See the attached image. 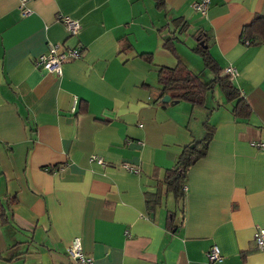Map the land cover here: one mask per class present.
Returning <instances> with one entry per match:
<instances>
[{
	"label": "crops",
	"instance_id": "crops-1",
	"mask_svg": "<svg viewBox=\"0 0 264 264\" xmlns=\"http://www.w3.org/2000/svg\"><path fill=\"white\" fill-rule=\"evenodd\" d=\"M159 1L29 0L23 15L19 0H0V264H76V238L91 264H264V151L253 145L264 141V0H209L205 14L197 0ZM61 16L79 22L75 35ZM196 32L221 71L235 68L251 113L207 92L213 136L178 199L166 172L205 116L155 100L158 70L177 63L171 39L190 71L213 78ZM56 44L81 49L60 73L35 64ZM212 245L220 261L207 259Z\"/></svg>",
	"mask_w": 264,
	"mask_h": 264
},
{
	"label": "trees",
	"instance_id": "trees-1",
	"mask_svg": "<svg viewBox=\"0 0 264 264\" xmlns=\"http://www.w3.org/2000/svg\"><path fill=\"white\" fill-rule=\"evenodd\" d=\"M157 2V5H159L160 1L157 0ZM194 37L196 38V45L192 51L201 57L204 67L211 71L214 77L207 82L201 81L198 75L190 71L181 62L178 58L174 42L171 39H167L164 47L175 56L177 63L174 67L160 66L158 70L159 87L155 98V100L161 101L162 105L168 103L162 102L161 99L164 95H169L171 101H189L192 105L191 116L196 111L205 116L202 123L204 127L202 136L194 141L192 147L190 145L184 147L176 164L166 172L165 183L177 195L178 199L183 194V184L188 169L195 161L205 155L208 144L213 136L211 124H208V120L206 119L208 114L213 110L205 104L207 92L212 91L215 86H218L224 94L227 103L236 100L235 105L232 107V112L235 116L245 118L251 113L248 102L243 97H239V91L233 84L231 76L221 71L219 65L210 54L207 38L204 37L202 32H196ZM0 213L2 217L5 216V208L3 206H0ZM170 213L174 216L173 212ZM171 218H168V225L171 224Z\"/></svg>",
	"mask_w": 264,
	"mask_h": 264
},
{
	"label": "built area",
	"instance_id": "built-area-1",
	"mask_svg": "<svg viewBox=\"0 0 264 264\" xmlns=\"http://www.w3.org/2000/svg\"><path fill=\"white\" fill-rule=\"evenodd\" d=\"M29 0H19L18 8L21 10L23 15L29 13V9L26 6V3ZM209 0H197L194 2L193 7L195 11L205 14L207 11ZM61 21L64 23L70 35H75L80 27L77 20L71 19L67 16H61ZM80 47L63 49L60 45H50L48 47V52L41 54L35 61L36 65H40L44 69L56 73H60L61 65L64 60L68 58H78L80 56ZM224 73L229 76H234L237 74L235 68L226 67ZM253 145L264 151V141H256ZM101 161V159H99ZM102 163V161L100 162ZM254 241L260 250H264V226L258 227L254 232ZM68 253L75 260L76 264H91V257L86 256L83 253L80 241L78 238L74 239L70 246L67 248ZM207 259L211 262L220 261L222 255L220 253L219 247L217 245H212L211 248L206 252Z\"/></svg>",
	"mask_w": 264,
	"mask_h": 264
},
{
	"label": "water",
	"instance_id": "water-1",
	"mask_svg": "<svg viewBox=\"0 0 264 264\" xmlns=\"http://www.w3.org/2000/svg\"><path fill=\"white\" fill-rule=\"evenodd\" d=\"M206 47V46H205ZM171 98H170V96L169 95H164L163 97H162V102H169V103H175V102H178V100H174V101H171L170 100ZM192 146V145H191Z\"/></svg>",
	"mask_w": 264,
	"mask_h": 264
},
{
	"label": "rangeland",
	"instance_id": "rangeland-1",
	"mask_svg": "<svg viewBox=\"0 0 264 264\" xmlns=\"http://www.w3.org/2000/svg\"><path fill=\"white\" fill-rule=\"evenodd\" d=\"M218 92L221 93L220 90H218Z\"/></svg>",
	"mask_w": 264,
	"mask_h": 264
}]
</instances>
